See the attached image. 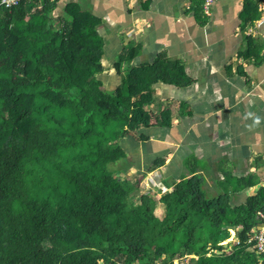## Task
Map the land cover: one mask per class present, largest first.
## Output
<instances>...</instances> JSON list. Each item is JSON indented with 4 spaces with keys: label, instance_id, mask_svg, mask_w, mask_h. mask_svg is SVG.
<instances>
[{
    "label": "trees",
    "instance_id": "obj_1",
    "mask_svg": "<svg viewBox=\"0 0 264 264\" xmlns=\"http://www.w3.org/2000/svg\"><path fill=\"white\" fill-rule=\"evenodd\" d=\"M55 6L0 7V264H260L247 240L264 187L233 206L226 193L209 198L198 176L164 181L172 190L158 219L141 176L111 167L129 132L145 142L138 130L169 127L167 110L152 117L147 107L154 85L189 83L181 65L160 55L132 66L139 50L126 44L113 65L120 84L104 90L99 20L74 5L56 16ZM259 16L255 8L246 21ZM230 230L237 243L222 255Z\"/></svg>",
    "mask_w": 264,
    "mask_h": 264
},
{
    "label": "crops",
    "instance_id": "obj_2",
    "mask_svg": "<svg viewBox=\"0 0 264 264\" xmlns=\"http://www.w3.org/2000/svg\"><path fill=\"white\" fill-rule=\"evenodd\" d=\"M69 5L99 20L104 59L111 54L114 62L127 44L139 50L132 66L160 55L181 65L186 86H153L169 127L138 130L149 139L130 141L144 153L168 155V183L196 175L205 193L212 181L215 195L228 194L233 206L264 187V15L257 0H215L198 10L191 0H56L53 14ZM255 8L260 16L249 23ZM248 37L257 49L247 51Z\"/></svg>",
    "mask_w": 264,
    "mask_h": 264
},
{
    "label": "rangeland",
    "instance_id": "obj_3",
    "mask_svg": "<svg viewBox=\"0 0 264 264\" xmlns=\"http://www.w3.org/2000/svg\"><path fill=\"white\" fill-rule=\"evenodd\" d=\"M260 13H261V16L264 15L263 0H261V12ZM125 46L120 48L119 53L120 51H122V49ZM116 53H118V50ZM112 57L113 56L110 54L107 59H104L102 55L100 63L102 65L103 71L101 74L97 75V78L102 83V89L108 90V91L114 90L120 84L119 81H121L120 76L116 74V70L113 67L116 58L114 59V62H113ZM132 64H134V62H132ZM124 66L125 64L122 65V68ZM161 105L162 104L159 103V101L155 102L153 99V103L147 107L148 112L152 114V117L157 116V114H159L160 111L164 110ZM152 128H156L155 130H158V127L156 126ZM145 129H149V128H145ZM145 129L142 128L140 130L146 131ZM134 135L135 134L129 132L128 135H126L123 139H121L120 145L125 151V158L118 160V162L112 165L111 167L118 169V170H122V171L125 170V173L117 175L121 177L122 179L123 178L130 179L131 177L137 178V176H141L140 180L135 179L138 182L140 192L144 194L147 193L153 198V200L155 201L153 215L156 218L161 219L164 216L165 210H164V205L160 203L159 199H161L165 194H167L168 192L172 190L171 188L170 189L167 188L164 184V181L171 182V179L173 178L172 170L167 168L168 155H164V153L159 152V151L144 153L143 148H139L138 145L135 147L132 143H130V141L134 140L133 138H136ZM139 144H141L142 146L144 145L142 143H139ZM153 157L160 158V160L163 163L160 166L156 167L153 163V160H154ZM193 176H196V175H192V177ZM181 180L183 179L179 177L176 179V182L178 183ZM214 189H215L214 182L211 181L210 184L205 188V190L207 191L206 193L210 196L209 198L216 197ZM259 232H261V229ZM236 243H237V240H236L235 231L230 230L227 241L225 240L224 242H221L219 244L225 248L221 252V254L226 255L229 252V245L236 244ZM190 258L191 257H186L185 259H183L182 264H192L191 261L189 260ZM173 263L178 264V261L175 260Z\"/></svg>",
    "mask_w": 264,
    "mask_h": 264
},
{
    "label": "built area",
    "instance_id": "obj_4",
    "mask_svg": "<svg viewBox=\"0 0 264 264\" xmlns=\"http://www.w3.org/2000/svg\"><path fill=\"white\" fill-rule=\"evenodd\" d=\"M23 1H30V0H0V7L5 9H11L13 7H17ZM215 0H204V9H206L212 2ZM258 11L261 12V0H258ZM264 2V0H263ZM261 25V20L255 24L254 28L257 29ZM258 217L261 220V223L257 226L258 229H253L251 231V235L248 237L247 244L254 243L253 248H255V253L260 255V264H264V213L259 212ZM261 229V232H259ZM250 234V233H249ZM248 234V235H249Z\"/></svg>",
    "mask_w": 264,
    "mask_h": 264
}]
</instances>
